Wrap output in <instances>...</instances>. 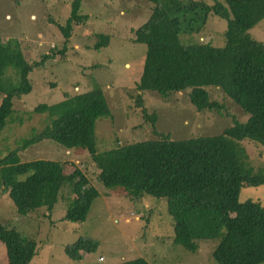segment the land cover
<instances>
[{"label":"trees","instance_id":"16d2710c","mask_svg":"<svg viewBox=\"0 0 264 264\" xmlns=\"http://www.w3.org/2000/svg\"><path fill=\"white\" fill-rule=\"evenodd\" d=\"M146 1L151 3L150 14L133 31V41L145 45L136 88L161 96L186 90L190 104L202 111L220 109L205 86L219 87L247 118L243 122L233 119L231 126L216 135L187 138H171L152 124L157 138L99 152L96 120L110 110L102 91L93 89L65 95L52 104H38L34 110L47 113L49 120L23 138L21 148L48 138L65 149L86 150L105 187H120L132 199L144 195L167 199L175 245L196 253L199 242L214 240L212 258L217 264L264 263V204L238 200L243 184H264V169L250 166L241 145L247 140L264 146V42L248 33L264 18V0ZM80 5L81 0L70 3L65 25L60 27L65 39L71 21L85 18L79 13ZM208 14L227 21L222 46L202 41L201 36L193 38ZM98 37L94 47L106 46L108 36ZM64 48L57 54L63 55ZM48 57L30 64L18 41L0 39V132L13 113V98L31 92L29 75ZM9 69L15 77L7 75ZM141 111L152 120L153 116ZM0 182L20 215L40 207L50 211L60 188L67 184L71 198L61 219L71 222L84 221L99 195L79 168L65 173L56 160L22 162L17 149L0 157ZM0 241L6 250V262L0 264H29L37 253L36 242L2 223ZM97 247L96 240L81 237L64 246L63 252L78 261ZM117 264L149 263L138 258Z\"/></svg>","mask_w":264,"mask_h":264},{"label":"rangeland","instance_id":"374dc122","mask_svg":"<svg viewBox=\"0 0 264 264\" xmlns=\"http://www.w3.org/2000/svg\"><path fill=\"white\" fill-rule=\"evenodd\" d=\"M71 1L0 0V39L18 41L30 64L40 62L44 55L51 57L30 73L31 92L13 98V113L0 132V157L17 149L22 162L56 160L65 173L79 168L99 195L84 221L71 222L61 219L71 198L67 184L60 188L50 211L40 207L20 215L0 182V223L36 242L37 253L29 264H117L138 258L149 264H217L212 258L216 241L199 242L196 253L175 245L167 199L148 195L132 199L120 187H105L86 150L65 149L48 138L21 148L23 138L39 131L49 120L47 113L34 110L38 104H52L65 95L93 89L102 91L110 110L109 115L96 120L99 152L118 144L157 138L152 124L155 130L171 138H187L216 135L231 126L233 119L243 122L247 118L243 109L219 87L205 86L210 99L221 105L220 109L202 111L190 104L186 90L161 96L136 88L145 45L133 41V31L149 16L150 2L81 0L79 13L85 18L71 21L65 39L60 27L65 25ZM203 1L211 4L215 0ZM226 27L225 19L208 14L193 38L201 36L202 41L222 46ZM248 33L264 42V18ZM99 34L107 35L108 43L95 48ZM63 46L64 54L58 55ZM7 75L15 77L10 69ZM1 98L2 93L0 101ZM142 108L147 116H153L152 120L143 116ZM241 145L250 166L264 169V146L247 140L241 141ZM245 199L264 204V184H243L238 200ZM81 237L96 240L98 247L81 260H72L63 248ZM5 262L6 250L0 241V263Z\"/></svg>","mask_w":264,"mask_h":264},{"label":"built area","instance_id":"2783aa9c","mask_svg":"<svg viewBox=\"0 0 264 264\" xmlns=\"http://www.w3.org/2000/svg\"><path fill=\"white\" fill-rule=\"evenodd\" d=\"M100 260V259H99Z\"/></svg>","mask_w":264,"mask_h":264}]
</instances>
